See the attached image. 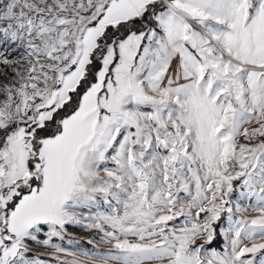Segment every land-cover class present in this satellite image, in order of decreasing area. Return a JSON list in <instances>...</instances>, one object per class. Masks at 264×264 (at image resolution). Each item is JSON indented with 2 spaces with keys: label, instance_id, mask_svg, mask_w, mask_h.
<instances>
[{
  "label": "snow or ice",
  "instance_id": "snow-or-ice-1",
  "mask_svg": "<svg viewBox=\"0 0 264 264\" xmlns=\"http://www.w3.org/2000/svg\"><path fill=\"white\" fill-rule=\"evenodd\" d=\"M0 264H264V0H0Z\"/></svg>",
  "mask_w": 264,
  "mask_h": 264
},
{
  "label": "rangeland",
  "instance_id": "rangeland-1",
  "mask_svg": "<svg viewBox=\"0 0 264 264\" xmlns=\"http://www.w3.org/2000/svg\"><path fill=\"white\" fill-rule=\"evenodd\" d=\"M68 232L77 239H87L92 235V233L81 230L79 227H69Z\"/></svg>",
  "mask_w": 264,
  "mask_h": 264
}]
</instances>
